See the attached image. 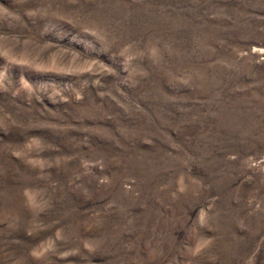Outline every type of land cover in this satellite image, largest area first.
<instances>
[{"label": "rangeland", "instance_id": "rangeland-1", "mask_svg": "<svg viewBox=\"0 0 264 264\" xmlns=\"http://www.w3.org/2000/svg\"><path fill=\"white\" fill-rule=\"evenodd\" d=\"M0 264H264V0H0Z\"/></svg>", "mask_w": 264, "mask_h": 264}]
</instances>
